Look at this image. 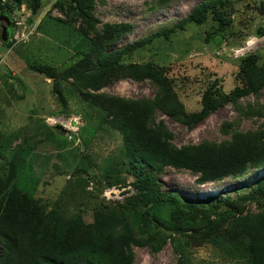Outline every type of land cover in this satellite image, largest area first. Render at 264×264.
Masks as SVG:
<instances>
[{"label":"rangeland","instance_id":"rangeland-1","mask_svg":"<svg viewBox=\"0 0 264 264\" xmlns=\"http://www.w3.org/2000/svg\"><path fill=\"white\" fill-rule=\"evenodd\" d=\"M201 1L93 0V14L99 21L91 25L74 9L72 0H42L41 11L33 19L31 0H4L0 173L6 177L12 172L18 187L48 212H64L70 219L92 224L101 213L107 222L126 225L138 238L160 230L157 239L162 247L132 245L131 264H264V252L257 253L252 246L257 222L264 219V198L241 200L264 178V167L205 183L198 180L200 173L189 168L169 164L153 170L168 192L186 200L222 196V210L235 207V217L212 214L209 221L207 215H187L176 222L182 227L180 232L171 227L158 229L144 219L141 210L127 204L137 194L135 178L124 163L123 136L106 115L110 97L149 103L155 124L165 126L175 148L221 145L238 133L264 130V87L238 102L221 104L191 129L156 106L161 89L151 79L120 78L93 89L85 85L87 78L69 73L88 54L95 62L101 53L130 46L172 26ZM219 14L228 21L225 40L215 49L204 37L218 28ZM249 54H256L258 63L264 65V0H224L203 23L187 24L168 38L128 51L123 60L154 64L167 78L160 98L176 100L175 108L188 114L201 108L203 93L210 86L217 98L247 86L240 69ZM162 217L172 223L168 210H162Z\"/></svg>","mask_w":264,"mask_h":264},{"label":"trees","instance_id":"trees-1","mask_svg":"<svg viewBox=\"0 0 264 264\" xmlns=\"http://www.w3.org/2000/svg\"><path fill=\"white\" fill-rule=\"evenodd\" d=\"M72 2L74 9H78L80 15L86 17L91 25L99 21L93 14V0ZM223 2L224 0H203L172 26L153 32L130 46L101 53L95 62H92V55L88 54L77 61L75 67L69 69V73L71 76L76 73L82 75L81 78H87L85 85L93 89H99L120 78L151 79L161 89L156 98V106L192 129L207 119L221 104L238 102L240 98L264 87V65L258 63L257 55L249 54L242 60L240 70L247 79V86H238L230 94H222L220 99L215 96L214 87L210 86L203 93L201 108L188 114H182L175 108L178 107L176 100L165 102L160 98L161 92L166 89L167 78L154 64L126 63L123 57L128 51L149 45L157 38H168L177 30L184 29L187 24L203 23L208 13L211 10L218 12ZM42 5V0H31V19L39 14ZM3 10L4 0H0V16L4 13ZM218 18V28L206 32L204 37L205 43L215 49L225 40V25L228 21L221 14ZM89 70L90 74H86ZM39 71L49 77L54 76L46 68H39ZM109 102L106 108L108 122L123 136L126 157L124 163L127 164V171L134 176L137 188L136 196L128 201V205L135 211L141 210L144 219L156 228L171 227L177 232L182 231V227L176 222L187 215H207L209 221L212 214L228 213L235 217V207L232 211L222 210V196H212L208 200H186L176 192L164 190L153 170L169 164L185 167L200 173L198 180L205 183L237 177L250 169H262L264 130L238 133L232 141L221 145L201 144L178 149L169 143L170 134L165 126L162 123L155 124L152 105L120 97H110ZM13 161L14 159L12 163ZM12 174L11 172L4 177L0 173V264H131L132 245H150L156 250L162 247L157 239L160 230L148 238H138L126 225L107 222V216H101V213H98L96 222L92 224L85 223L80 218L70 219V215L64 212H48L39 200L18 187ZM262 198L264 178L257 180L241 200L260 201ZM163 209L169 211L171 226L162 217ZM257 223L252 246L259 253L264 252V219Z\"/></svg>","mask_w":264,"mask_h":264},{"label":"water","instance_id":"water-1","mask_svg":"<svg viewBox=\"0 0 264 264\" xmlns=\"http://www.w3.org/2000/svg\"><path fill=\"white\" fill-rule=\"evenodd\" d=\"M7 32H8V24H6V27H5V29L3 30V33H2V38H3L4 41L7 39Z\"/></svg>","mask_w":264,"mask_h":264}]
</instances>
